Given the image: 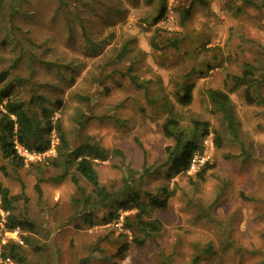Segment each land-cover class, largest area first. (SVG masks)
<instances>
[{
  "label": "rangeland",
  "instance_id": "obj_1",
  "mask_svg": "<svg viewBox=\"0 0 264 264\" xmlns=\"http://www.w3.org/2000/svg\"><path fill=\"white\" fill-rule=\"evenodd\" d=\"M202 2L169 0L155 25L156 0H6L0 70L13 66V75L5 84L14 82L30 112L42 117L47 110L71 148L90 142L123 152L124 163L114 156L96 167L101 185L118 198L122 191H138L147 202L144 193L150 192L168 205L151 213L161 230L138 245V234L116 228L115 221L102 224L115 212L114 201L94 208V225L85 223L89 207L75 203L80 192L70 177L55 181L60 170L49 166L60 147L56 132L48 136L49 151L25 159L20 168L3 157L0 146V183L24 196L15 213H26L36 225L35 233L5 231L0 209V253L13 241L23 245L27 264H190L196 248L209 247L212 255L201 254L200 264H264V102L246 103L244 87L229 78L256 60L252 68L264 72V0ZM190 6L191 17L182 25L180 12ZM12 11L15 31L7 18ZM83 23L96 44L92 51ZM190 85L191 102L182 104ZM211 89L229 93L241 126L239 143L227 136L209 100ZM261 94L264 100V80ZM81 115L94 117L81 127ZM173 117L183 130L198 120L225 137L221 149L204 145L202 157L215 168L203 179L195 176L198 169L166 179L164 150L171 141L162 126ZM144 153L150 174L142 173ZM79 181L89 194L91 187ZM121 213L125 221L136 211H119L118 218Z\"/></svg>",
  "mask_w": 264,
  "mask_h": 264
},
{
  "label": "trees",
  "instance_id": "obj_2",
  "mask_svg": "<svg viewBox=\"0 0 264 264\" xmlns=\"http://www.w3.org/2000/svg\"><path fill=\"white\" fill-rule=\"evenodd\" d=\"M8 1V0H7ZM169 0H156L158 4V17L154 20V24H158L164 17L167 10ZM202 2L203 0H197ZM248 5H252L250 0H244ZM206 5L205 2H202ZM8 6L6 0H0V20L5 13L4 6ZM192 14V7L183 8L180 12L181 24L189 20ZM14 12L8 14L7 18L10 28L15 31L13 25ZM2 29L5 27L4 22H0ZM87 25L85 23L81 26L82 36L86 43L90 46L89 51L96 49V44L90 40L87 32ZM157 50L158 44H151ZM127 48L117 56L120 60ZM117 60V61H118ZM257 63V60L255 64ZM110 64V63H109ZM108 64V65H109ZM253 64L247 65L242 72L241 76H231L230 80L233 82L234 87H244V98L249 105H260L264 102L261 94V88L264 80L263 74L258 75L253 67ZM254 64V65H255ZM264 64V58L262 59ZM107 65V66H108ZM106 66V67H107ZM105 67V68H106ZM12 67L0 70V86L7 85L0 89V146L3 157L10 161L15 168L22 167L24 158L19 156L14 149L15 144L18 143L29 150L31 153L43 155L47 153L51 146V140L48 136L52 132L58 134L60 140V147L56 157L51 158L50 167L55 170H60L59 175L54 178L55 181H62L70 177L71 182L81 194V198L75 200L76 205H82L86 211L83 213L85 223L89 226L94 225L92 211L99 205L108 206L110 201L116 202L115 212H110L106 218L102 220V224H109L112 221H117L118 212H128L135 210V214H130L125 217L124 228L128 229L134 234H138L139 238L135 240L138 245H143L147 238L161 230V222L158 218L152 217V211L162 210L167 207V200L161 199L150 192H145L147 202L141 199V193L138 191H122L120 198L114 195L113 192L100 183L99 175L97 172V165L106 162L110 157H118L121 163H124L125 156L121 150L106 151L104 148L97 144L85 142L75 148H71L67 137L60 125L54 122L49 117V112L45 110L44 116L39 117L37 114L30 112L26 108V104L15 94L16 85L14 82L5 84L12 74ZM262 73V72H261ZM16 77H18L16 75ZM21 79V78H19ZM100 79V77H99ZM194 85L187 86L183 89L184 93L180 96L179 102L182 104H189L192 98V90ZM107 92V91H106ZM209 100L216 112L220 114L221 120L227 130V136L230 137L232 142L239 143L240 141V123L236 119L233 109V104L230 99L229 93L222 90L211 89L209 90ZM94 116L81 115L79 117V125L83 127L93 119ZM191 124L193 129L183 130L180 128L177 119L169 118L162 126V135L165 139L171 141V144L164 150L165 152V167H167L166 179L171 182L175 177L187 172L191 166L193 156L197 152L203 151V141L209 135H213V144L216 149H221L225 142V137L217 132H212L208 122H201L192 120ZM214 133V134H213ZM144 165L142 167L143 174H150L151 168H147L146 153H144ZM244 161H247L248 154L242 152ZM215 168L212 163L206 164L195 174L199 179H203L205 175ZM142 174V175H143ZM79 178L83 179L90 189V193L86 194L85 190L81 187ZM38 181L36 190L41 195V189ZM165 193L167 188L162 189ZM24 196H14L10 190L0 183V209L6 214L4 222V230L9 232L19 231L21 234L35 233L36 225L29 218L26 213H15V207L18 202L24 200ZM24 242L28 244V238L24 237ZM197 249V254L193 257L190 264H200L201 254L204 256L212 255L209 247L204 250ZM126 250V249H125ZM124 250V251H125ZM86 264L83 261L82 264ZM0 264H27L23 245L17 242L9 241L2 247L0 253Z\"/></svg>",
  "mask_w": 264,
  "mask_h": 264
},
{
  "label": "built area",
  "instance_id": "obj_3",
  "mask_svg": "<svg viewBox=\"0 0 264 264\" xmlns=\"http://www.w3.org/2000/svg\"><path fill=\"white\" fill-rule=\"evenodd\" d=\"M206 138H207V140H205ZM206 138L203 141V150L205 148L204 145H207L208 141L210 142V145H214L213 144V135H209ZM51 147H52V141H51ZM14 149L16 150V152H17V154L19 156L24 158V160L25 159H31V158L32 159L40 158V156H42V155H38V154H35V153H31L29 150H27L25 147H23L22 145H20L18 143L15 144ZM202 152L203 151L197 152V153L194 154L192 162H191V166L187 170V173H193L196 169H198V171H199L201 168L205 167L206 164L209 163L208 159H205L204 157H202L204 155V153H202ZM115 226H116V228H118L120 230L124 229V216H123L122 213L119 215L118 220L115 222Z\"/></svg>",
  "mask_w": 264,
  "mask_h": 264
}]
</instances>
